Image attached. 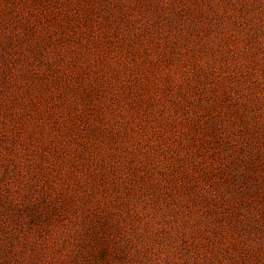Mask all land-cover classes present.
Here are the masks:
<instances>
[{"label":"rangeland","instance_id":"rangeland-1","mask_svg":"<svg viewBox=\"0 0 264 264\" xmlns=\"http://www.w3.org/2000/svg\"><path fill=\"white\" fill-rule=\"evenodd\" d=\"M0 264H264V0H0Z\"/></svg>","mask_w":264,"mask_h":264}]
</instances>
